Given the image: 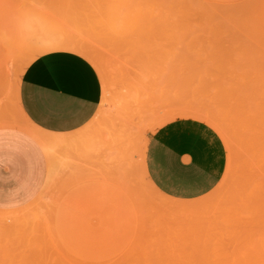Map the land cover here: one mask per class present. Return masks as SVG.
I'll list each match as a JSON object with an SVG mask.
<instances>
[{"label": "rangeland", "instance_id": "rangeland-1", "mask_svg": "<svg viewBox=\"0 0 264 264\" xmlns=\"http://www.w3.org/2000/svg\"><path fill=\"white\" fill-rule=\"evenodd\" d=\"M0 24V129L29 135L45 160L34 195L0 206V264H188L200 221L247 215L242 199L264 184V0H0ZM69 50L98 70L102 102L78 131L51 133L25 115L20 81L38 56ZM177 118L208 123L228 151L217 187L190 201L146 172L150 136ZM70 203L103 252L68 240Z\"/></svg>", "mask_w": 264, "mask_h": 264}, {"label": "crops", "instance_id": "crops-1", "mask_svg": "<svg viewBox=\"0 0 264 264\" xmlns=\"http://www.w3.org/2000/svg\"><path fill=\"white\" fill-rule=\"evenodd\" d=\"M1 25V24H0ZM103 85L96 67L70 51H53L35 58L20 81L19 100L38 128L58 134L78 131L97 114ZM146 172L164 195L183 201L212 192L228 165L220 133L201 119L177 118L153 133L146 148ZM45 174L38 143L18 129H0V206L28 200ZM71 203L59 219L68 240L84 253H101L93 227Z\"/></svg>", "mask_w": 264, "mask_h": 264}, {"label": "bare ground", "instance_id": "bare-ground-1", "mask_svg": "<svg viewBox=\"0 0 264 264\" xmlns=\"http://www.w3.org/2000/svg\"><path fill=\"white\" fill-rule=\"evenodd\" d=\"M155 17H156V15H155ZM155 17H154V19H155ZM195 21H196V19H195ZM158 22H159V20H158ZM49 50H50V48H49ZM73 50H75V49H73ZM69 51H71V50H69ZM47 53H48V51H47ZM164 113H165V111H164ZM192 113H194V112H192ZM169 116H170V113H169ZM169 116H167V117L169 118ZM204 116H203V118H204ZM216 118L218 119V117H216ZM128 119H130V118L128 117ZM148 119L149 118H147L146 120H148ZM217 119H215V120L217 121ZM215 120H214V122H215ZM146 122L148 123V121H146ZM239 125H240V123H239ZM258 152H259V150L257 149V153ZM261 153L264 155V151L258 153L257 155H259ZM256 174L260 175L261 173L260 174L256 173ZM262 174H264V173H262ZM262 177L264 179V176H262ZM259 178H260V176H259ZM261 178H260V180H261ZM123 180H124V178H123ZM240 189H242V188H240ZM240 189H239V191H240ZM233 192L235 193V189ZM233 192L231 191L230 193L235 196L236 193L234 194ZM230 193L227 196H230ZM236 199H237V197H236ZM172 200H174V199H172ZM242 200H243L244 208L246 207L247 209H249V212L247 213V215H242V212H238V216H230V215L227 216L226 215V217H220L221 219L216 218V220L208 221L206 223H203L200 221V232H202V236L205 239V244L202 248H197L195 251V254L191 255V256L195 255L196 256L195 259H193V257L190 256V260L188 261V264H261L262 262H264V184H256L252 189H250L249 193ZM26 211H28V210H26ZM252 213H253V215H251ZM23 219H24V217H23ZM13 220H15V219H13ZM49 220H51V219H49ZM17 221H18V219H17ZM21 222H23V221L21 220ZM21 222H19V223H21ZM16 223L18 224V222H16ZM52 223H53V221H52ZM23 224H22V226H24ZM25 225L27 226V224H25ZM48 225H50V224H48ZM15 226H13V227H15ZM20 226H21V224H20ZM22 226H21V228L24 229L25 227L23 228ZM19 227L18 228L15 227V230H16V228L19 229ZM30 227H31V225H28L27 228L29 229ZM32 228L34 230V234L37 233V231L35 232L34 227H31L30 231L33 232ZM22 229H20V230H22ZM50 229H51V226H50ZM48 230H49V227H48ZM3 231L4 230H2V232ZM6 232H7V230H6ZM36 235H38V234H35L34 237H36ZM50 237L51 236H49V238ZM51 238H53V237H51ZM56 240L54 242H58ZM36 242H38V241H36ZM26 243L28 245L30 242H26ZM40 243H38V244H40ZM34 245L37 246V244H34ZM34 245H33V247H35ZM209 245H211L212 247H208ZM29 246H31V245L29 244ZM38 246H41V244ZM38 246H37V248L39 249ZM57 246H59V245H57ZM38 249H34L33 251L38 250ZM55 250H56V248H55ZM39 251H40V249H39ZM36 252H38V251H36ZM40 252L43 253L44 250L42 249V251H40ZM21 254H19V256ZM30 255H33V254H30ZM177 259H179V258H177ZM262 264H264V263H262Z\"/></svg>", "mask_w": 264, "mask_h": 264}]
</instances>
